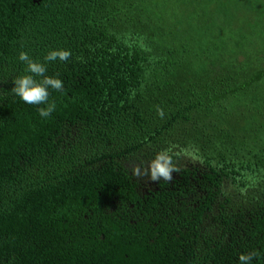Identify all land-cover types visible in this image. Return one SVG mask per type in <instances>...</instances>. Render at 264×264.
I'll list each match as a JSON object with an SVG mask.
<instances>
[{"label": "trees", "instance_id": "16d2710c", "mask_svg": "<svg viewBox=\"0 0 264 264\" xmlns=\"http://www.w3.org/2000/svg\"><path fill=\"white\" fill-rule=\"evenodd\" d=\"M22 51L63 82L47 119L11 91ZM162 152L171 181L133 175ZM253 251L264 264V0H0V264Z\"/></svg>", "mask_w": 264, "mask_h": 264}, {"label": "clouds", "instance_id": "9594fccd", "mask_svg": "<svg viewBox=\"0 0 264 264\" xmlns=\"http://www.w3.org/2000/svg\"><path fill=\"white\" fill-rule=\"evenodd\" d=\"M72 56L70 50H51L44 57L45 62H67ZM18 59L26 64L25 71L30 73L17 77L13 83L12 92L18 96L24 103L29 105H46L39 108V115L47 119L56 109L55 101L49 102V88L56 91H63L64 85L61 79L46 75L47 67L45 63L34 61L26 52H20ZM35 77H42L39 81ZM158 115L163 118V109L157 108ZM149 169L143 173L139 167L133 168V175L149 176L152 182H159L161 179L171 181L172 173L178 171L172 165V158L166 152L159 153L151 162ZM259 255L258 252L239 255L240 264H251V261Z\"/></svg>", "mask_w": 264, "mask_h": 264}]
</instances>
